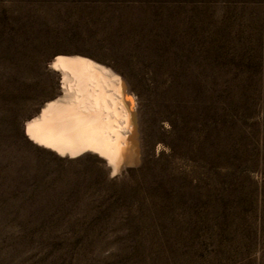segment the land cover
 I'll use <instances>...</instances> for the list:
<instances>
[{
    "label": "rangeland",
    "instance_id": "rangeland-1",
    "mask_svg": "<svg viewBox=\"0 0 264 264\" xmlns=\"http://www.w3.org/2000/svg\"><path fill=\"white\" fill-rule=\"evenodd\" d=\"M71 52L130 79L138 166L27 135ZM0 264H264V0H0Z\"/></svg>",
    "mask_w": 264,
    "mask_h": 264
},
{
    "label": "bare ground",
    "instance_id": "bare-ground-1",
    "mask_svg": "<svg viewBox=\"0 0 264 264\" xmlns=\"http://www.w3.org/2000/svg\"><path fill=\"white\" fill-rule=\"evenodd\" d=\"M51 68L60 90L27 121L29 138L63 156L97 154L113 175L138 166L146 154L145 123L130 79L74 52L56 55Z\"/></svg>",
    "mask_w": 264,
    "mask_h": 264
}]
</instances>
